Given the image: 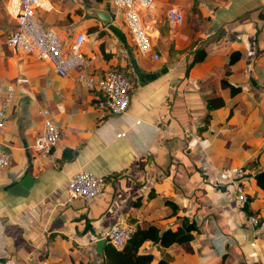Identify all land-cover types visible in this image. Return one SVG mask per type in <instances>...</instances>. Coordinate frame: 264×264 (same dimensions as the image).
I'll use <instances>...</instances> for the list:
<instances>
[{
  "label": "crops",
  "instance_id": "crops-1",
  "mask_svg": "<svg viewBox=\"0 0 264 264\" xmlns=\"http://www.w3.org/2000/svg\"><path fill=\"white\" fill-rule=\"evenodd\" d=\"M48 2L51 10L37 11L40 25L56 30L65 48L86 34L90 62L62 78L35 56H15L6 41L16 21L10 0H0V100L17 84L0 132L11 159L0 170V264H106L91 244L120 216L161 231H177L186 219L200 230L184 246L146 242L140 252L153 256L151 264H264V236L256 238L239 216L234 188L217 181L219 171L242 168L249 208L264 222V190L252 175L264 166V0H155L154 9L140 12L150 28L149 55L138 52L112 0ZM88 8L110 10L113 21L103 26ZM171 8L184 13L183 24L169 23ZM207 47V58L188 71ZM234 51L242 58L228 74L226 55ZM112 68L133 84L123 115L76 82L80 73ZM223 81L242 88L237 103ZM209 98L225 106L211 112L199 135ZM43 109L61 138L50 155L37 157ZM65 149H79L78 156L58 169ZM30 169L36 182L23 196L19 185ZM80 172L108 179L90 205L68 197V180Z\"/></svg>",
  "mask_w": 264,
  "mask_h": 264
},
{
  "label": "built area",
  "instance_id": "built-area-1",
  "mask_svg": "<svg viewBox=\"0 0 264 264\" xmlns=\"http://www.w3.org/2000/svg\"><path fill=\"white\" fill-rule=\"evenodd\" d=\"M112 6L115 17L118 15L123 17L138 52L141 55L151 54L150 28L142 22L140 12L154 9L155 0H112ZM41 9L49 11L52 6L48 0H10L8 10L16 21V28L7 37V47L15 56H35L48 63L62 78L78 68H86L90 62L84 51L86 34H78L72 44L65 48L56 30L40 25L37 11ZM168 21L172 25L183 24L184 13L179 9L171 8L168 11ZM152 58L155 61L159 60L158 55H152ZM76 82L89 91L105 95L108 98L111 114L123 115L128 111L133 84L128 76L118 69H109L100 76L93 73H80ZM16 85V83L8 85L6 96L0 100V132L8 123ZM40 114L43 119V130L35 140L33 149L37 157H44L50 155L58 145L61 132L48 109H43ZM10 164V156L0 148V170L8 168ZM202 171L206 172L207 167L203 166ZM243 176L242 168L228 167L218 172L217 181L228 183L234 188L239 216L252 227L253 235L260 238L264 236V222L258 216L248 215L246 212L248 197L243 186ZM104 185L103 178L89 172H80L68 180L69 200L81 199L90 205L101 195ZM132 233L133 227L128 217L120 216L115 224L103 233L102 239H106V242L121 251L128 244Z\"/></svg>",
  "mask_w": 264,
  "mask_h": 264
},
{
  "label": "trees",
  "instance_id": "trees-1",
  "mask_svg": "<svg viewBox=\"0 0 264 264\" xmlns=\"http://www.w3.org/2000/svg\"><path fill=\"white\" fill-rule=\"evenodd\" d=\"M105 0H96L98 3H104ZM207 49H200L195 52V58L193 62L188 66V71L197 63L203 61L208 56ZM259 52H255L258 55ZM226 57H229V64L227 67V73L229 70L236 67V65L241 61L242 53L240 51L229 52ZM119 71H125L118 69ZM127 75V74H126ZM128 76V75H127ZM131 80V78L128 76ZM132 82V81H131ZM224 86H226L231 93L232 98L235 99V103L238 101V97L242 92V88L234 87L229 84L228 81H223ZM225 106V100L223 98H209L207 100V113L201 119V124L197 128V133L199 135L203 134L209 129L211 112L214 110L223 108ZM79 149H65L63 156L56 160L57 168L63 167L65 164L72 162L78 156ZM257 161L252 163V168L256 169L258 167ZM119 174L116 173L112 177H117ZM257 185L264 190V172L255 177ZM108 179H104L106 183ZM253 201V198H248V205L246 206V212L248 215H252L253 212L249 208V203ZM141 202L137 204L139 206ZM130 224L133 227V233L128 241V244L123 250H117L108 242L104 245V261L106 264H151L153 256L150 254H142L140 249L146 242H159L164 248L170 247L174 244L184 246L194 239L193 232H200L195 223H190L188 220L183 221L182 227L177 231H172L170 229L161 231L158 227L154 225H146L144 227L134 226L135 221L130 220Z\"/></svg>",
  "mask_w": 264,
  "mask_h": 264
},
{
  "label": "water",
  "instance_id": "water-1",
  "mask_svg": "<svg viewBox=\"0 0 264 264\" xmlns=\"http://www.w3.org/2000/svg\"><path fill=\"white\" fill-rule=\"evenodd\" d=\"M87 15L93 19L98 20L103 26L109 25L113 21V15L110 10H102V9H94V8H88L87 9ZM264 172V166L258 167L253 172V177H256L257 175ZM35 180L32 178V169L28 171V175L22 179L20 182V189L22 188L24 191H22L24 194L23 196H26V192L32 188V186L35 184ZM19 189V187H18ZM106 244V239H100L96 242H93L91 244L92 247L95 248V251L97 255L99 256L100 262L104 263V245Z\"/></svg>",
  "mask_w": 264,
  "mask_h": 264
}]
</instances>
